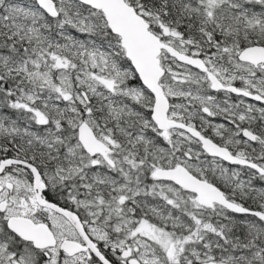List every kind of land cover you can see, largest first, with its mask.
Listing matches in <instances>:
<instances>
[{"label":"snow or ice","instance_id":"6c2138e0","mask_svg":"<svg viewBox=\"0 0 264 264\" xmlns=\"http://www.w3.org/2000/svg\"><path fill=\"white\" fill-rule=\"evenodd\" d=\"M0 264H264V0H0Z\"/></svg>","mask_w":264,"mask_h":264}]
</instances>
